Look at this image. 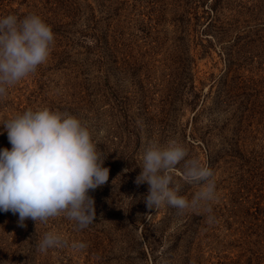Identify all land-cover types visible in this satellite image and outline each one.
<instances>
[{
	"label": "rangeland",
	"instance_id": "374dc122",
	"mask_svg": "<svg viewBox=\"0 0 264 264\" xmlns=\"http://www.w3.org/2000/svg\"><path fill=\"white\" fill-rule=\"evenodd\" d=\"M31 13L54 43L0 98V123L45 106L77 116L109 180L89 191L96 218L83 230L0 211V264H264V0H0V17ZM171 138L214 173L211 224L203 210L144 203V149ZM49 231L68 244L39 251Z\"/></svg>",
	"mask_w": 264,
	"mask_h": 264
},
{
	"label": "clouds",
	"instance_id": "9594fccd",
	"mask_svg": "<svg viewBox=\"0 0 264 264\" xmlns=\"http://www.w3.org/2000/svg\"><path fill=\"white\" fill-rule=\"evenodd\" d=\"M54 39L50 25L37 14L0 17V98L47 61ZM0 124L12 146L0 149V211L18 214L21 227L27 219L47 223L61 215L80 230L90 226L96 210L89 191L106 184L110 170L104 167L105 159L87 124L69 112L46 106L26 109ZM181 163L183 181L197 186L191 199L179 194L181 185L174 180ZM140 168L135 183L148 184L143 197L148 209L171 206L181 213L203 210L209 213L207 222H213L214 173L198 158L189 157L180 140L149 142ZM67 244L61 235L49 231L38 249L46 252ZM70 246L75 250L86 247L79 241Z\"/></svg>",
	"mask_w": 264,
	"mask_h": 264
}]
</instances>
